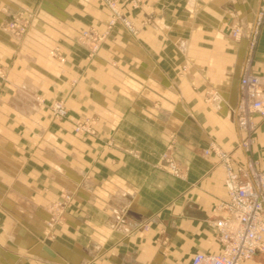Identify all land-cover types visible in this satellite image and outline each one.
Instances as JSON below:
<instances>
[{
	"label": "crops",
	"instance_id": "crops-1",
	"mask_svg": "<svg viewBox=\"0 0 264 264\" xmlns=\"http://www.w3.org/2000/svg\"><path fill=\"white\" fill-rule=\"evenodd\" d=\"M263 6L144 0L139 36L117 24L89 60L75 38L90 24L102 29L109 11L100 0H0V264H191L198 252L220 253L213 222L225 170L204 151L217 144L264 169V116L247 153L233 113ZM22 8L35 16L15 37L2 23ZM56 45L65 62L49 55ZM253 70L264 78V24ZM56 99L72 118L96 116L97 135L53 119ZM169 146L183 178L161 165ZM64 189L73 200L50 224ZM245 264H264V252Z\"/></svg>",
	"mask_w": 264,
	"mask_h": 264
},
{
	"label": "built area",
	"instance_id": "built-area-1",
	"mask_svg": "<svg viewBox=\"0 0 264 264\" xmlns=\"http://www.w3.org/2000/svg\"><path fill=\"white\" fill-rule=\"evenodd\" d=\"M25 15L27 19L21 21L18 18ZM29 15L32 16L28 11L14 13L13 20L6 24L5 29L12 32L16 30L17 35L21 36L30 26ZM263 24L264 6L257 12L248 33L247 53L238 86V101L233 108L235 122L245 133L241 146L247 153L251 150L258 129L256 115L264 116V78L253 70L254 52ZM243 34L241 26H232L231 35L234 39H240ZM82 36L87 39L90 32L84 31ZM53 107L56 116L66 115L62 102H56ZM170 149L171 146L161 156L162 166L165 164L175 176L183 178L185 171L173 158ZM204 152L206 155L214 153L225 170L227 197L217 204L222 215L213 222L218 229L222 250L218 254L198 252L193 256L191 264H245L258 252H264V169L249 154L245 160H238L217 144H211Z\"/></svg>",
	"mask_w": 264,
	"mask_h": 264
},
{
	"label": "rangeland",
	"instance_id": "rangeland-1",
	"mask_svg": "<svg viewBox=\"0 0 264 264\" xmlns=\"http://www.w3.org/2000/svg\"><path fill=\"white\" fill-rule=\"evenodd\" d=\"M100 3L109 11V16L103 22L102 29L97 27L96 24H90L88 25V27L84 28L75 38L77 43H79L80 45L86 48L88 53L87 58L89 60H93L98 55L103 43L112 36L113 31L117 24L124 25V27L129 31L131 36L134 38H137L141 31V27L137 24L138 23L137 17L139 16L138 12H140L143 8L144 0H100ZM24 11H28L30 14H32V16L29 15L30 26L27 30L28 32L35 16V10L33 8H22L14 13H20ZM14 13H12L7 20L3 21L2 29L12 34L15 37H22L25 34H27V32L23 33L20 36L17 35L16 30L12 32L5 29L6 24L10 23V21L13 20ZM132 13H134V15ZM18 18L21 21L23 19H27L26 15L25 17L21 16ZM112 21L114 22L112 23ZM84 31L90 32V36L87 39L82 36V33ZM84 39H86V43L84 42ZM51 51H54V53L51 54ZM49 55L57 59L59 62L66 61V56L62 53L61 47L59 45L52 47L49 50ZM0 76L6 78L7 71L0 68ZM74 82H76V79L74 80ZM36 100L39 103L43 102L41 96H37ZM56 102H62L65 105L66 115L64 117H58L54 114L53 106ZM49 108L51 111V116L55 120H64V119L72 118L70 109L67 106V103L64 99H56L55 101L52 102ZM97 120L98 119L96 116H90V115L72 118L74 131L79 134L95 136L97 135V128H96ZM73 195H74L73 192L70 190L64 189L62 191L61 198L58 201H56L51 207L52 219L50 221V224H54L55 222L62 219L65 207H67L70 204V202L73 200Z\"/></svg>",
	"mask_w": 264,
	"mask_h": 264
},
{
	"label": "water",
	"instance_id": "water-1",
	"mask_svg": "<svg viewBox=\"0 0 264 264\" xmlns=\"http://www.w3.org/2000/svg\"><path fill=\"white\" fill-rule=\"evenodd\" d=\"M178 109H179V111H180L181 113L186 114L185 111H184V109H183V107H179Z\"/></svg>",
	"mask_w": 264,
	"mask_h": 264
}]
</instances>
